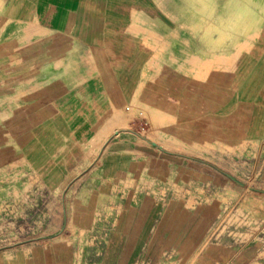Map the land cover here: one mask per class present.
<instances>
[{"label": "crops", "instance_id": "obj_1", "mask_svg": "<svg viewBox=\"0 0 264 264\" xmlns=\"http://www.w3.org/2000/svg\"><path fill=\"white\" fill-rule=\"evenodd\" d=\"M260 140L264 0H0V211L49 204L0 264H264L217 223L249 186L218 146Z\"/></svg>", "mask_w": 264, "mask_h": 264}, {"label": "rangeland", "instance_id": "obj_2", "mask_svg": "<svg viewBox=\"0 0 264 264\" xmlns=\"http://www.w3.org/2000/svg\"><path fill=\"white\" fill-rule=\"evenodd\" d=\"M130 107V110H125L124 107L117 109L116 116L118 117V122L116 126H127L128 118L132 117L141 119L142 124L145 125L144 121L146 119V113L144 107L137 104H131ZM218 148L221 152L228 150V152L232 153L231 161L236 167H238V172L240 173L241 178L245 180L249 186L242 189L234 187L235 189H239L240 192H244L243 198L242 200H239L237 204L232 206V208L229 206L224 212H222L217 223H220V227H223L224 230L235 229L238 231V229L248 228L257 232L260 230L264 231V207H262V204L259 205L257 203L259 201L262 202L264 199L262 196H264V194L252 191L253 187H259V185L264 186L262 181H258V178L264 176L262 172V168L264 167V140L252 141L251 143L241 142L235 146L221 144ZM239 168H242L244 172L241 173V169ZM256 174L257 178L255 177ZM13 177H15V175ZM10 184H12V182H10ZM240 192H233L234 202L241 195ZM42 194V200H40L34 212L29 211L30 213L28 214L27 212L25 216H23L24 212L22 213V210L19 207L21 206L20 203H12L13 207L9 206L10 211H0V246L8 247L29 239L31 240L32 238L38 236L39 230H43V227L45 226L44 220L42 218L39 219L37 215L40 214L42 217L43 214H46L49 204L47 194ZM227 195L229 196V194ZM248 196L250 200L246 201ZM253 197H258V200L254 201ZM241 202L243 204H241ZM244 203L248 204L245 205ZM23 204L25 206V209L23 210H26L27 203L23 202ZM24 206L22 205L21 207L24 208ZM243 206H247V208H249L248 210L250 214L245 218H240L239 214ZM5 212H8V214ZM56 218L59 219V216ZM244 236L246 239H250L253 236H257V234L250 235L245 233ZM262 237L264 238V235Z\"/></svg>", "mask_w": 264, "mask_h": 264}, {"label": "built area", "instance_id": "obj_3", "mask_svg": "<svg viewBox=\"0 0 264 264\" xmlns=\"http://www.w3.org/2000/svg\"><path fill=\"white\" fill-rule=\"evenodd\" d=\"M124 109L130 110L131 109L130 104H126L124 106ZM158 134L164 135V136L166 135V133L162 129H158ZM178 187H179V190L182 191V193H184V194H190L191 192L198 194V196L200 198L199 201L207 200L208 198L219 193L208 182L201 183V184H194L192 182H188L186 184H181ZM33 204L35 205L37 203L34 202Z\"/></svg>", "mask_w": 264, "mask_h": 264}, {"label": "water", "instance_id": "obj_4", "mask_svg": "<svg viewBox=\"0 0 264 264\" xmlns=\"http://www.w3.org/2000/svg\"><path fill=\"white\" fill-rule=\"evenodd\" d=\"M232 178L236 179L234 176H232Z\"/></svg>", "mask_w": 264, "mask_h": 264}]
</instances>
